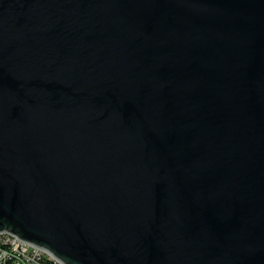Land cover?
Instances as JSON below:
<instances>
[{
  "label": "water",
  "instance_id": "water-1",
  "mask_svg": "<svg viewBox=\"0 0 264 264\" xmlns=\"http://www.w3.org/2000/svg\"><path fill=\"white\" fill-rule=\"evenodd\" d=\"M2 233L264 264V0H0Z\"/></svg>",
  "mask_w": 264,
  "mask_h": 264
},
{
  "label": "built area",
  "instance_id": "built-area-1",
  "mask_svg": "<svg viewBox=\"0 0 264 264\" xmlns=\"http://www.w3.org/2000/svg\"><path fill=\"white\" fill-rule=\"evenodd\" d=\"M0 264H61L47 252L19 241L11 234H0Z\"/></svg>",
  "mask_w": 264,
  "mask_h": 264
}]
</instances>
